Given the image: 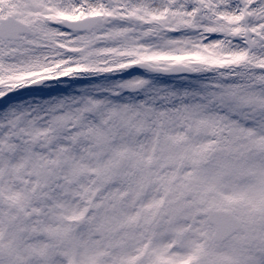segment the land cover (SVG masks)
Masks as SVG:
<instances>
[{
	"label": "snow or ice",
	"instance_id": "1",
	"mask_svg": "<svg viewBox=\"0 0 264 264\" xmlns=\"http://www.w3.org/2000/svg\"><path fill=\"white\" fill-rule=\"evenodd\" d=\"M0 264H264V0H0Z\"/></svg>",
	"mask_w": 264,
	"mask_h": 264
}]
</instances>
